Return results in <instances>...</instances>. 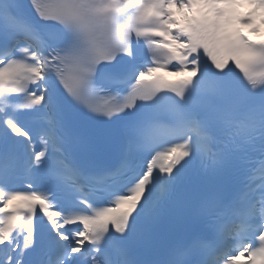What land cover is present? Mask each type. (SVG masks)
Instances as JSON below:
<instances>
[{
	"label": "snow or ice",
	"instance_id": "1",
	"mask_svg": "<svg viewBox=\"0 0 264 264\" xmlns=\"http://www.w3.org/2000/svg\"><path fill=\"white\" fill-rule=\"evenodd\" d=\"M0 264H264V0H0Z\"/></svg>",
	"mask_w": 264,
	"mask_h": 264
}]
</instances>
